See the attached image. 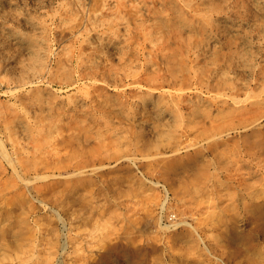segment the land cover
Here are the masks:
<instances>
[{"label":"rangeland","instance_id":"374dc122","mask_svg":"<svg viewBox=\"0 0 264 264\" xmlns=\"http://www.w3.org/2000/svg\"><path fill=\"white\" fill-rule=\"evenodd\" d=\"M0 264H264V0H0Z\"/></svg>","mask_w":264,"mask_h":264},{"label":"bare ground","instance_id":"6f19581e","mask_svg":"<svg viewBox=\"0 0 264 264\" xmlns=\"http://www.w3.org/2000/svg\"><path fill=\"white\" fill-rule=\"evenodd\" d=\"M182 68V67H181ZM181 115V114H180ZM244 237L243 236H239V239L242 240Z\"/></svg>","mask_w":264,"mask_h":264}]
</instances>
